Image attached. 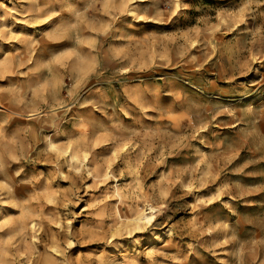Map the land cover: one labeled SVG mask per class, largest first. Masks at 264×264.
<instances>
[{
    "label": "rangeland",
    "instance_id": "1",
    "mask_svg": "<svg viewBox=\"0 0 264 264\" xmlns=\"http://www.w3.org/2000/svg\"><path fill=\"white\" fill-rule=\"evenodd\" d=\"M0 246L264 264V0H0Z\"/></svg>",
    "mask_w": 264,
    "mask_h": 264
},
{
    "label": "bare ground",
    "instance_id": "2",
    "mask_svg": "<svg viewBox=\"0 0 264 264\" xmlns=\"http://www.w3.org/2000/svg\"><path fill=\"white\" fill-rule=\"evenodd\" d=\"M65 150V149H64ZM67 152V151H66ZM69 153V156H70V158L72 159V158H74L75 156L73 155V153H71V152H68ZM69 158V157H68ZM78 170V169H77ZM6 217H9V216H6ZM31 221V220H30ZM127 221H128V223H130V224H132L135 228H140V225L141 224H143V223H145V221H144V218H143V214L142 213H140V212H133L131 215H129L128 217H127ZM5 222H7V221H5ZM8 226H9V224H8ZM19 226V225H18ZM18 228V227H17ZM17 230V229H16ZM13 232V231H12ZM10 233V232H9ZM156 234V233H155ZM0 247H2V246H0ZM132 247V246H131ZM1 250H2V248H0ZM0 250V252H2ZM1 257V256H0ZM3 257V256H2ZM1 259V258H0ZM2 260V259H1Z\"/></svg>",
    "mask_w": 264,
    "mask_h": 264
}]
</instances>
